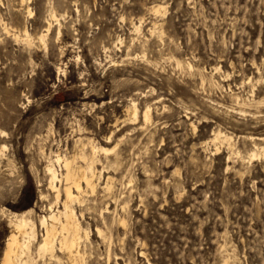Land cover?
<instances>
[{
    "label": "rangeland",
    "instance_id": "374dc122",
    "mask_svg": "<svg viewBox=\"0 0 264 264\" xmlns=\"http://www.w3.org/2000/svg\"><path fill=\"white\" fill-rule=\"evenodd\" d=\"M156 3L166 10H151ZM0 20L12 29L0 21V264L14 212L33 207L42 237L39 217L55 200L45 166L71 155L80 136L118 142L121 163L73 203L89 231L80 263L222 264L229 256L231 264H264V156L249 159L261 144L251 134L264 135V111L224 118L233 120L225 129L233 149L218 142L217 152L208 142L222 129L230 93L246 97L254 87L264 95V0H0ZM49 21L45 46L38 36ZM133 101L139 114L150 106L145 124L143 113L126 115ZM115 156L100 154L103 163ZM58 253L60 262L36 256L38 264H69Z\"/></svg>",
    "mask_w": 264,
    "mask_h": 264
},
{
    "label": "bare ground",
    "instance_id": "6f19581e",
    "mask_svg": "<svg viewBox=\"0 0 264 264\" xmlns=\"http://www.w3.org/2000/svg\"><path fill=\"white\" fill-rule=\"evenodd\" d=\"M50 8H51L50 12L48 11V13H50L51 18H54L53 20H55L57 22V24H58L57 37H60L62 30H61V23H60L59 14L57 13V10L55 7L50 6ZM150 8H151V10H153L155 12H164L166 10L165 5L162 3H156V4L152 5V7H150ZM29 11H30V13H32V10H29ZM48 17H49V15H48ZM144 18L145 17H140V19H139L140 24L137 26H135L136 24L134 25L136 27V30L141 29L140 26H141L142 22H144V20H145ZM0 21H2V20H0ZM1 25H3V28L7 33L12 32L11 31L12 29L10 27H8L7 23H5V21H4V23H1ZM52 26H53V22L49 21L47 26H45L46 27V29H45L46 33L41 32L42 34L40 36H38L39 40L45 46L47 45L46 44V35L51 30ZM156 28H157V26L155 24V25H153L151 30L155 31ZM23 33L27 39L25 42L28 41L29 45L33 44L32 39H34V37H32L33 35L31 34V31L29 30L28 27H24ZM13 34L16 36V35H18V32H17V34L15 32ZM17 37L18 36H16V38ZM174 59H175V57H174ZM148 60H149V58H148ZM176 60H177V58L175 59V61ZM180 60L177 61L179 65H181L182 61H183V60H181V61ZM153 61L154 60H152V62ZM156 61H157V59H156ZM184 61H185V59H184ZM188 65H190L189 67H191V69H192L193 63H189ZM253 65H254V63H253ZM259 65L257 66L258 70H260ZM183 68H185V67H183ZM219 68H220V66L218 67V65H217L215 68H212V69L218 70ZM60 70H61V68H60ZM194 72H195V70H194ZM261 72H262V70H261ZM223 76H224V78L222 80H225V77H227L229 75L225 74ZM196 77H198V76H196ZM199 77H201V76H199ZM256 77H255V79H256ZM259 77H260V75H259ZM205 78H207V77L203 76L202 80L204 81ZM208 78L210 79V77H208ZM250 80H251V78H250ZM217 81H212L210 83L216 84ZM255 81L258 82L257 79ZM197 82H199V81H197ZM207 83H209V82H207ZM195 86L197 87V85H195ZM222 87H224V86H222ZM228 87H229L230 91H232V89L235 90V88L230 86V85ZM231 87H232V89H231ZM206 90H204V91H206ZM245 92H247V91H245ZM251 92L252 93H250V95L247 94L249 97L248 96L243 97L242 96L243 94L241 95L238 92H232L229 95L231 97L230 103L221 102L222 103V105H221L222 114L221 115H223V117H222V125H221V122L219 124L222 126V129H221V127H218V129H214L212 132V135H210V137L208 139V142L213 141L216 144L219 142L222 144V146L225 145V146H227V148H231V149L234 148V145L236 144L234 142V136L229 134L226 131L228 128V125L232 124L233 120L230 122V120L226 121L224 118H226V117H230V118L233 117L234 118L237 115H242L243 117L247 116V115H251L252 117L258 119L257 117H259V116L257 114L264 111L263 110L264 95L262 96L261 92H256L254 87H253V90ZM214 100H215V98H214ZM215 102L216 101H214V103ZM221 103H218V104L216 103V104L219 105ZM206 104H207V102H206ZM216 109H217V107H216ZM187 112H189V111L187 110ZM142 113H143V118H144L143 120L145 121V122L144 121H142V122H144V124H145L147 121H149L151 119V116H152L150 106L148 105V107L145 110H143V112H141L140 114H142ZM140 114H139V108H138L137 103L135 101H133L132 104L126 108V115L133 120L138 119V117L141 116ZM216 116H217V114H216ZM128 117H126L127 120H129ZM217 122H219V121H217ZM133 127H135V126H133ZM143 127H142V129H143ZM212 127H214V126H212ZM229 131H230V129H229ZM245 135L248 136L249 134L248 135L245 134ZM113 136H114L113 132L110 135L106 136V138L104 139L106 141V144H108L109 142L112 141ZM242 137H243V135H242ZM250 138L252 140H258L259 142H261V144L256 142V145H258V147H259V151L254 150L253 152H251L249 159L252 160V159H254V157L260 158V157L264 156V135H259V136L254 137L251 134ZM118 139H120V138H118ZM205 140H204V143H205ZM221 144L220 145L217 144V146L215 148V150L217 152H219V150L221 149ZM118 147H119L118 142L113 147H109V146L107 147L104 144H100V143L96 142L94 140V138H92V137H86V136L81 137L80 136L75 140L73 152L71 155H66V154L63 155L61 153L56 154L57 152H55V154H56L55 159L52 160L50 158L49 162L45 166V171L47 172V174L49 176L48 189L53 191L55 200L49 205V210L46 213L40 215V217H39V225L43 228V232L41 234L42 237H39L38 225L36 224V221L30 216L31 213H33V211H34L33 207H30L29 209L21 211V212H14V214L10 218L12 229L10 230V233L8 234V237L6 239L5 248L3 251V260H2L3 264H38V259L36 258V256H38L39 258L49 257L53 261L56 260V261L60 262L61 257H60V254L58 253V250L62 251V252H66V254H68L69 264H82V263H80V261H84L85 253H86V251H84L81 248V243L83 242L82 237L85 236L86 238H88L89 237V231L87 230V228L83 227L81 219H80L78 212L76 211L75 207L73 206V203L76 201L82 202L83 200H85L84 196L86 195L87 192L94 193L97 190V187L99 185V182L101 180L102 174L105 171V169H108V167H111V166L115 167L120 163V161L118 159L119 152L116 151V149ZM4 148H5V145H3L1 152L4 150ZM101 153H105L106 155H109L111 153H115L116 156H115V159H113V160H111V158L109 159L107 157V162L103 163L105 160L103 161L100 158ZM0 154H2V153H0ZM56 163H59V166L61 165V167H64V170H59L58 167L56 166ZM98 164H101L102 167L99 168ZM145 169H146V167H145ZM114 178H113V175L111 176V174L109 176L107 175V178H105L106 180H105V184L103 185V188H105L108 191L111 190ZM132 180L133 179H131V181ZM116 181H117V179H116ZM104 194H107V193H104ZM108 195H109V193H108ZM46 196H47V194L41 193L40 198H45ZM60 201H62L63 207L60 208V206H58V208L55 209V206L57 204H59ZM122 222L124 223L125 219H122ZM97 233H99L100 236L103 235V229L98 227ZM101 237L104 238L105 236H101ZM105 240H106V238H105ZM33 241H36V246H35L34 252H33V250H31V245H32ZM226 249H227V247H226ZM226 252H227V250H226ZM232 256L234 257L235 255H232ZM222 262H223L222 264H231L229 256L226 259H224V261H222ZM232 264H234V263H232Z\"/></svg>",
    "mask_w": 264,
    "mask_h": 264
}]
</instances>
